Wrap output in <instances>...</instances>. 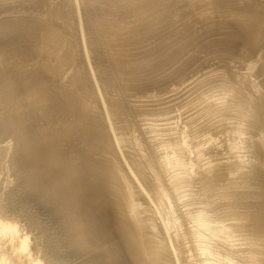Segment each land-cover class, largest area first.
<instances>
[{"label":"bare ground","instance_id":"6f19581e","mask_svg":"<svg viewBox=\"0 0 264 264\" xmlns=\"http://www.w3.org/2000/svg\"><path fill=\"white\" fill-rule=\"evenodd\" d=\"M0 264H264V0H0Z\"/></svg>","mask_w":264,"mask_h":264}]
</instances>
